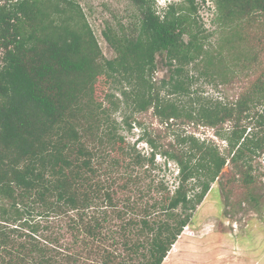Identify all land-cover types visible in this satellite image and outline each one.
Segmentation results:
<instances>
[{
    "label": "trees",
    "instance_id": "16d2710c",
    "mask_svg": "<svg viewBox=\"0 0 264 264\" xmlns=\"http://www.w3.org/2000/svg\"><path fill=\"white\" fill-rule=\"evenodd\" d=\"M126 1L136 13L102 30L114 52L106 58L76 0H0V264H161L226 164L242 185L255 181L264 75L223 102L192 93L198 78L189 72L221 74L226 53L251 61L238 31L264 21V0H211L214 50L196 20L198 0L161 9ZM160 64L169 72L157 81ZM98 83L131 113L214 128L224 151L185 134L160 152L177 165L174 189L149 179L156 145L147 140L146 156L127 144L111 107L96 100Z\"/></svg>",
    "mask_w": 264,
    "mask_h": 264
},
{
    "label": "rangeland",
    "instance_id": "374dc122",
    "mask_svg": "<svg viewBox=\"0 0 264 264\" xmlns=\"http://www.w3.org/2000/svg\"><path fill=\"white\" fill-rule=\"evenodd\" d=\"M85 13L86 19L97 40L102 55L111 58L113 50L105 41L102 30L106 25L116 27L126 23L136 9L126 0H76ZM157 9L164 8L170 2L179 0H151ZM199 2L197 22L202 35H208V44L216 48L217 38L213 23V3L211 0ZM241 36L237 47L247 51L252 60L234 63L226 51L222 62L221 74L205 77L199 70H193L198 78L191 86L192 93L201 98L234 102L246 92L254 82L264 75V21L243 24L239 27ZM220 35L222 33L220 32ZM228 34L226 31L223 37ZM169 69L159 65L154 80L165 78ZM114 94L112 100H120L115 110L106 99V94ZM96 100L103 106L111 107V118L115 120L119 133L131 147L148 156L151 147L147 140L156 145L154 167L149 169L148 178L162 179L169 189L177 183V165L166 159L162 153L167 147H173L176 139L191 133L199 139L207 138L216 144L222 152L226 142L214 134L215 129L203 124L187 121L160 122L151 112L131 113L125 108L118 91L108 83H98ZM254 109L264 111V101ZM127 115L129 117H127ZM130 120L126 125L124 120ZM132 119V120H131ZM225 123L221 130L229 128ZM252 173L255 181L248 186L233 177L231 166L226 164L222 175L210 185V190L193 212L190 223L185 226L161 264H264V151L252 159ZM113 248V247H112ZM169 250V251H170ZM168 251V252H169Z\"/></svg>",
    "mask_w": 264,
    "mask_h": 264
},
{
    "label": "bare ground",
    "instance_id": "6f19581e",
    "mask_svg": "<svg viewBox=\"0 0 264 264\" xmlns=\"http://www.w3.org/2000/svg\"><path fill=\"white\" fill-rule=\"evenodd\" d=\"M168 253H169V254H172V251L170 250ZM165 258H167V257H165Z\"/></svg>",
    "mask_w": 264,
    "mask_h": 264
}]
</instances>
